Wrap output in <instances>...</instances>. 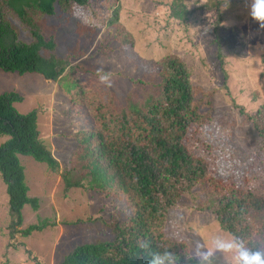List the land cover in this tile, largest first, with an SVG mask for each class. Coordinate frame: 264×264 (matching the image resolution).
<instances>
[{
    "label": "rangeland",
    "instance_id": "1",
    "mask_svg": "<svg viewBox=\"0 0 264 264\" xmlns=\"http://www.w3.org/2000/svg\"><path fill=\"white\" fill-rule=\"evenodd\" d=\"M172 1L120 0L118 24L133 39L125 45L114 39L115 27L101 21L104 0H93L96 9L55 10L44 17L42 34L46 38L55 35V55L78 66L61 83L35 73L19 75L0 69V94L13 91L21 95L22 101L13 105L21 114L36 111L39 135L60 164L59 173H54L46 163L17 155L24 167L28 196L38 200V208L25 205L22 222L15 226L0 174V264H55L77 245L113 239L110 226L130 215L124 202L91 190H65L61 179V171L73 160L72 134L90 127L83 109L69 102V92L88 83L99 92L106 89L119 107L128 94L140 102L152 87L136 80L159 83V61L165 55L174 54L185 62L195 100L206 94L199 110L210 116L203 129L214 144L217 163L231 166L233 177L244 179L253 171L264 175L260 138L239 111L241 106L254 114L264 103V28L248 15L250 0H181L191 12L187 19L179 20L170 16ZM219 1L222 19L211 7ZM5 20L22 32L20 40L30 42L26 25L11 13ZM218 39L223 44V61L217 55ZM6 139L0 137V144ZM214 199L215 193L207 185L194 187L169 209L158 230L185 242L190 255H195L198 245L210 247L215 236L233 239L220 228L215 214L204 209ZM42 220L49 223L43 230L27 236L20 232ZM226 259L230 260L217 253L212 264H226Z\"/></svg>",
    "mask_w": 264,
    "mask_h": 264
},
{
    "label": "trees",
    "instance_id": "2",
    "mask_svg": "<svg viewBox=\"0 0 264 264\" xmlns=\"http://www.w3.org/2000/svg\"><path fill=\"white\" fill-rule=\"evenodd\" d=\"M119 2L104 0L105 17L101 21L115 27L117 42L132 44V36L118 24ZM95 5L93 0H0V69L19 75L35 73L59 83L70 79L78 66L55 55L56 37L43 36L42 19L55 10L70 13L77 7L96 9ZM214 5L211 7L222 19L220 1ZM169 9L177 20L187 19L191 12L181 0H173ZM7 13L28 27L30 42L19 39L22 32L5 20ZM216 43L217 55L223 61V44L220 39ZM159 66V83L136 80L152 87L140 102L128 94L119 107L106 89L99 92L88 83L69 92V102L83 109L90 127L72 134L73 160L60 173L64 189L81 188L113 196L124 202L130 215L110 226L112 240L77 245L55 264H150L153 254L165 249L177 256V264H197L195 259L185 258L190 255L185 242L173 240L158 229L181 196L204 185L215 193L213 204L204 209L215 214L220 228L250 247L264 248V175L253 171L244 179L233 177L231 166L217 163L214 144L203 129L210 116L199 110L206 94L195 100L191 74L178 56H163ZM211 94L208 92L207 97ZM20 101L22 96L16 92L0 94V137H7L0 144V174L10 212L16 217L14 226L21 224L25 205L38 208V200L28 196L24 167L17 155L46 163L54 173L60 169L39 135L36 111L17 112L13 105ZM206 103L209 107L210 102ZM239 111L252 124L264 153V103L254 114L241 106ZM48 225L42 220L20 232L27 236ZM15 231L13 227L12 236Z\"/></svg>",
    "mask_w": 264,
    "mask_h": 264
},
{
    "label": "clouds",
    "instance_id": "3",
    "mask_svg": "<svg viewBox=\"0 0 264 264\" xmlns=\"http://www.w3.org/2000/svg\"><path fill=\"white\" fill-rule=\"evenodd\" d=\"M248 15L264 28V0H250ZM102 79L107 80V77ZM217 253L230 258L226 259V264L232 261L234 264H264V248L250 247L239 238L225 239L222 236H215L207 249L198 245L195 255H185V258L189 261L195 259L197 264H212ZM177 259L173 252L165 249L153 254L150 264H177Z\"/></svg>",
    "mask_w": 264,
    "mask_h": 264
}]
</instances>
